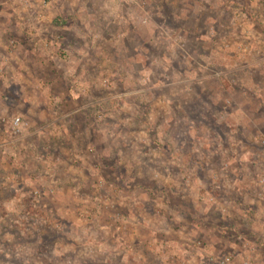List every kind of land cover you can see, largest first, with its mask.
I'll list each match as a JSON object with an SVG mask.
<instances>
[{
    "label": "rangeland",
    "instance_id": "374dc122",
    "mask_svg": "<svg viewBox=\"0 0 264 264\" xmlns=\"http://www.w3.org/2000/svg\"><path fill=\"white\" fill-rule=\"evenodd\" d=\"M263 140L264 0H0V264L264 263Z\"/></svg>",
    "mask_w": 264,
    "mask_h": 264
},
{
    "label": "built area",
    "instance_id": "2783aa9c",
    "mask_svg": "<svg viewBox=\"0 0 264 264\" xmlns=\"http://www.w3.org/2000/svg\"><path fill=\"white\" fill-rule=\"evenodd\" d=\"M224 121L225 120V116H221V119H220V121ZM12 125L15 127V128H17V130H19V129H25L26 127H27V125H28V122H26V121H24L22 118H20V117H16V118H14L13 119V121H12ZM261 144H263L264 145V140L263 141H261ZM225 168H228V165H225ZM264 183V182H263ZM262 183V184H263ZM258 197H259V199L260 200H262V199H264V191H260L259 193H258ZM210 200L211 201H213L214 202V204H216V205H220V203H218V199L216 198V197H214V196H212L211 198H210ZM220 210L224 213V212H226V209L225 208H222V206H221V208H220ZM230 258L228 257V258H224L223 259V261H222V263L223 264H228V263H230ZM244 264H250L249 262H245Z\"/></svg>",
    "mask_w": 264,
    "mask_h": 264
},
{
    "label": "crops",
    "instance_id": "0c3cea01",
    "mask_svg": "<svg viewBox=\"0 0 264 264\" xmlns=\"http://www.w3.org/2000/svg\"><path fill=\"white\" fill-rule=\"evenodd\" d=\"M253 216V215H252ZM261 215H260V213H257V214H255V219H258L259 217H260ZM264 231V230H263ZM257 232H258V230H257ZM262 237L264 236V234H260ZM259 264H264L263 263V261L262 262H260Z\"/></svg>",
    "mask_w": 264,
    "mask_h": 264
}]
</instances>
